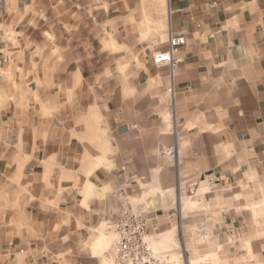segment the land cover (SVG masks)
Instances as JSON below:
<instances>
[{
	"label": "crops",
	"instance_id": "1",
	"mask_svg": "<svg viewBox=\"0 0 264 264\" xmlns=\"http://www.w3.org/2000/svg\"><path fill=\"white\" fill-rule=\"evenodd\" d=\"M0 48V264H117L123 208L264 264V0H0Z\"/></svg>",
	"mask_w": 264,
	"mask_h": 264
},
{
	"label": "built area",
	"instance_id": "2",
	"mask_svg": "<svg viewBox=\"0 0 264 264\" xmlns=\"http://www.w3.org/2000/svg\"><path fill=\"white\" fill-rule=\"evenodd\" d=\"M184 43L183 37H171L168 51L158 54L155 62L173 66L176 63L173 56ZM116 233L119 240L112 250L117 264H150L152 262V251L146 241L147 223L140 213L123 208L117 220Z\"/></svg>",
	"mask_w": 264,
	"mask_h": 264
},
{
	"label": "rangeland",
	"instance_id": "3",
	"mask_svg": "<svg viewBox=\"0 0 264 264\" xmlns=\"http://www.w3.org/2000/svg\"><path fill=\"white\" fill-rule=\"evenodd\" d=\"M1 50V48H0ZM171 154V151H170ZM196 186V185H195ZM197 187V186H196ZM170 229L173 231V234L175 235V239H178L177 235L179 233V231L181 230V223H180V218H179V222L177 223V221L174 219V221L171 223V227ZM180 264H184V260H186L183 252L181 253L180 258L178 259Z\"/></svg>",
	"mask_w": 264,
	"mask_h": 264
}]
</instances>
